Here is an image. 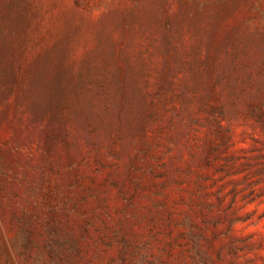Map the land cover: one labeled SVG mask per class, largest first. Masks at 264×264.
I'll list each match as a JSON object with an SVG mask.
<instances>
[{"label":"rangeland","instance_id":"obj_1","mask_svg":"<svg viewBox=\"0 0 264 264\" xmlns=\"http://www.w3.org/2000/svg\"><path fill=\"white\" fill-rule=\"evenodd\" d=\"M0 264H264V0H0Z\"/></svg>","mask_w":264,"mask_h":264}]
</instances>
